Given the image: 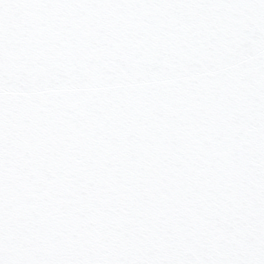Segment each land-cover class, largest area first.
Returning <instances> with one entry per match:
<instances>
[{"label":"snow or ice","instance_id":"obj_1","mask_svg":"<svg viewBox=\"0 0 264 264\" xmlns=\"http://www.w3.org/2000/svg\"><path fill=\"white\" fill-rule=\"evenodd\" d=\"M0 264H264V0H0Z\"/></svg>","mask_w":264,"mask_h":264}]
</instances>
